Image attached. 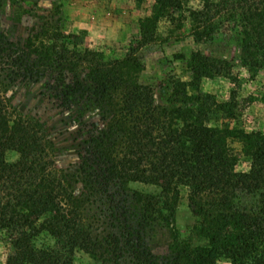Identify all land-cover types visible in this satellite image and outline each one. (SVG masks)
<instances>
[{
	"label": "trees",
	"instance_id": "obj_1",
	"mask_svg": "<svg viewBox=\"0 0 264 264\" xmlns=\"http://www.w3.org/2000/svg\"><path fill=\"white\" fill-rule=\"evenodd\" d=\"M147 1L134 0L138 6ZM20 2L0 0V9ZM189 2L152 0L150 14L139 21L136 46L122 58H108L58 28L35 31L23 42L0 32V237L10 251L5 264H74L78 250L100 264H264V132L224 122L236 116L235 98L220 102L201 86L205 78L236 80L233 60L201 47L225 44L222 36L237 44L244 68L253 75L264 71V0H203L199 9ZM186 18L198 45L182 57L189 80L173 79L167 104L156 105L152 87L139 80L137 52L155 41L162 20H178L181 27ZM22 84L42 85L53 110L72 112L87 101L98 106L104 128L78 152L83 200L74 201L70 183L55 167L45 120L10 112L5 94ZM231 140L242 144L249 171H237ZM133 183L160 189L132 191L136 212L119 201L128 198ZM182 188L197 217L187 235L175 222ZM91 199L109 202L114 220L113 232L102 240L85 217L83 203ZM164 224L172 241L171 255L162 259L146 232ZM43 234L53 243L39 248Z\"/></svg>",
	"mask_w": 264,
	"mask_h": 264
},
{
	"label": "rangeland",
	"instance_id": "obj_2",
	"mask_svg": "<svg viewBox=\"0 0 264 264\" xmlns=\"http://www.w3.org/2000/svg\"><path fill=\"white\" fill-rule=\"evenodd\" d=\"M189 1V7L193 9H199L203 3V0ZM151 6L152 0H148L142 6H138L134 0H26V2L21 0L20 5L8 4L0 9V32L11 40L23 42L35 31L48 27L58 28L66 35L71 34L76 42L85 47L103 51L108 58H122L130 47L136 46L139 38V21L150 14ZM179 18L181 15L178 14L176 19ZM180 24L178 20L175 22L162 20L158 25L155 41L137 52L141 63L139 80L142 84L152 87L156 105L167 104L173 79L189 80L182 57L188 58L198 45L194 42L189 18L184 20L181 27ZM218 39L225 44H205L201 47L216 56L233 60L236 80L232 82L222 78L216 80L205 78L201 85L202 91L214 95L220 102L235 98L236 116L231 121L226 119L224 122L247 132H264V71L253 75L239 62L240 51L237 44L231 43L229 39L227 41L224 36ZM26 86L22 84L5 94L9 110L12 114L18 112L27 116L36 115L45 120L55 167L70 183L74 201L83 200V188L78 184L76 175L78 152L91 135L104 128L100 110L92 101L78 104L72 112L53 110L43 100L42 85ZM230 147L237 157V171H249L251 162L243 153L242 144L231 140ZM135 190L152 194L160 191L158 187L151 185L131 184L127 192L128 198L127 195H121L119 201L122 206L135 212L130 198L132 191ZM181 192L175 222L182 235H187L196 223L197 217L188 198L187 189L182 188ZM108 207L109 202L105 200L97 202L96 199H91L83 203L85 217L92 226L93 235L101 240L114 230L112 229L114 220ZM146 239L155 255L162 259L171 255L169 249L172 241L171 228L167 225L148 228ZM52 243L47 234L41 235L37 240L39 248ZM9 253L8 241L2 235L0 264L6 263ZM74 264L100 262L96 263L87 253L78 250ZM218 264L230 263L220 260Z\"/></svg>",
	"mask_w": 264,
	"mask_h": 264
}]
</instances>
